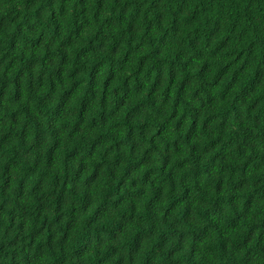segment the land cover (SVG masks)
<instances>
[{
	"label": "trees",
	"instance_id": "trees-1",
	"mask_svg": "<svg viewBox=\"0 0 264 264\" xmlns=\"http://www.w3.org/2000/svg\"><path fill=\"white\" fill-rule=\"evenodd\" d=\"M54 5L60 15L52 12ZM261 28L264 0H0V264H30L25 244L34 249V255L43 245L48 258L61 264L62 252H54L53 247L65 235L71 238L67 245L72 253L86 242L89 245V254L83 262L77 257V264H119L113 242L126 245L130 253L136 250L138 264H190V242L209 223V208L218 209L216 219L227 236L214 228L204 243L214 241L225 264H264V171L246 176L241 165L233 177L231 170L236 166L232 165L222 187L218 175L214 177L199 165L204 182L213 190L202 192L195 178L191 181L195 196L206 201V206L196 207L193 213L202 223L194 224L188 215L189 200L182 199L186 189L181 186L173 195L166 174L167 199L153 205L157 196L153 190L137 210L132 200H121L123 188L114 198L118 205L108 198L120 181L107 183L105 176L111 175L107 168L97 177L103 189L97 186L90 192L71 191L65 184L79 169L69 173L66 168L58 171L60 165L49 167L54 149L67 159L77 145L85 143L69 131L71 147L58 145L53 122L68 123L58 115L66 96L69 101L79 97L70 127L79 122L97 66L101 112L106 91L111 93L110 108L114 109L121 100L115 88L119 86L121 93L132 88L124 102L125 112L120 114L129 127L125 113L137 104L155 107V94L170 102L169 119L178 126L177 137H182L185 148L191 147L193 126L210 144L216 139L223 144L235 136L231 129L237 121L230 117L238 99L247 114L264 118ZM185 93L200 99L199 119L191 105L181 100ZM50 94L58 97L55 107ZM36 113L44 114L46 121ZM185 116L191 119L181 130ZM209 119L215 138L200 123ZM257 133H264V127L257 126ZM216 159L218 165L223 164V157ZM121 171L126 174L127 170ZM95 173L93 166L81 176ZM245 179L251 182L250 191L237 187ZM253 192L257 199L250 204ZM233 196L238 198L235 203ZM62 198L75 201V207L62 203ZM105 203L115 210L114 215L104 210ZM53 228L60 239L53 237ZM185 230L188 248L180 243ZM105 238L109 243H104ZM173 248L175 253L169 255ZM128 264H132L131 256Z\"/></svg>",
	"mask_w": 264,
	"mask_h": 264
},
{
	"label": "clouds",
	"instance_id": "clouds-1",
	"mask_svg": "<svg viewBox=\"0 0 264 264\" xmlns=\"http://www.w3.org/2000/svg\"><path fill=\"white\" fill-rule=\"evenodd\" d=\"M52 12L56 15L61 14L55 5L52 8ZM92 22L94 23V21ZM258 32L261 33V37L264 39V28L258 29ZM65 55L67 57L68 53L66 52ZM83 56L84 54L81 53L82 58ZM82 70L80 69V71ZM99 72L100 66H97L93 71L91 95L84 99L83 110L79 114V122L76 123L75 127L71 128L70 123L76 114L73 110V105L78 103L79 97H72V100L69 101L66 96L64 102L59 105L58 115L68 123L61 126L58 122H53L55 139L58 145L71 147V145L67 144L69 131L74 138L85 141L84 144L77 145L75 151L67 159H64L61 153L55 149L51 154L49 167L54 164L60 165L58 171L64 172L66 168L69 173L74 169H79L74 178L69 175L68 180L65 181L67 188L71 191L87 189L91 192L97 186L103 189L104 184L98 181L97 177L104 175L101 169L107 168L111 175L105 176V181L107 183L120 181L116 190L111 192L108 198L118 205L119 202L115 201L114 198L117 195H121L120 189L123 188L124 192L121 195V200H132V206L139 210L144 203L143 197L149 195L153 190L157 192V196L152 201L153 205H155L157 200L167 199L169 185L163 178L164 174H166L167 178L171 180L173 195L180 191L181 186L186 189L182 199L189 200V218L192 219L194 224H201L202 221L199 217L193 218V213L196 207L206 206V201L195 196L191 181L195 178L196 186L205 193L212 191L213 186L204 182V171L200 170L199 165L203 164L205 170L214 177L218 175L222 187L226 186L224 184V176L229 172V168L232 165L236 166L231 170L233 177L241 171V165H243V171L246 176H251L254 172L264 171V133H257V126L264 127V118L247 114L243 103L239 99L236 101V111L230 117L237 121L231 129L235 136L230 137L223 144H221L220 139H216L215 143L210 144L196 130L197 126H193V132L189 136L191 147L185 148L183 147L182 137H177L178 126L169 119L172 115L169 111L170 102L162 100L155 94L152 96V104L155 107L137 104L135 110L125 113L129 127H125L120 120V114L125 112L124 102L134 91L132 88L123 93H121L119 86L115 88V92L121 96V100L115 104L114 109L110 108L112 103L109 99L111 93L106 91L102 104L103 111L101 112V104L99 103L100 88L97 86L96 80ZM57 89H59V85H57ZM145 94L147 95V93ZM49 98L52 100L51 106L55 107L58 97L50 94ZM181 100L191 105L197 113V119H199V114L202 112L200 99L198 97L194 98L192 94L185 93L182 94ZM36 115L43 117L46 121L44 114L36 113ZM190 119V117L185 116L180 121L179 128L183 130L184 125ZM200 123L208 136L216 137L217 134L212 127L211 119ZM157 126L159 131L156 130ZM242 133L243 142H241ZM249 145L251 146V151L249 150ZM213 149H216L214 154H212ZM184 153H188V155H184ZM178 154H180L179 160H177ZM256 154L261 157L260 163H256ZM216 157H223V164L218 165ZM93 160H95V165L92 163ZM162 165L163 173L161 172ZM93 166L96 169L94 176H81V173L88 172ZM121 169H126V174L122 173ZM181 170H183L182 174ZM193 172L195 173L194 177ZM94 180H97L96 184H93ZM237 187H246L250 191L251 182L247 179L241 180ZM237 199V197L233 196V203ZM255 199H257V193L253 192L249 203L251 204L252 200ZM62 203L71 204L75 207L76 202L62 198ZM177 203H179V200H177ZM104 210L113 215L115 214V210L111 209L107 203L104 205ZM217 211L218 209H208L209 223L204 227V231L196 233L192 238L190 250L187 252L190 264H200L201 260L205 261L206 264H225L217 255L214 241L212 243H204L208 237L213 235L214 228L218 229L222 236H227L225 227L216 219ZM17 219H22V217H17ZM188 234V230L182 232L180 237L181 247H189ZM53 237L60 239L54 228ZM70 239V237L65 235L60 245L53 247L54 252H62L60 256L61 264H69V260H71L72 264H77V257H81L83 262V257L89 254L87 242L75 253L70 252L67 245V241ZM168 239H174V237H168ZM49 243H52V241H49ZM104 243H109L107 238L104 239ZM113 246L120 254L119 264H128L129 256H131L132 264H138L136 250L130 253L126 245L117 246L115 242H113ZM160 247L162 248V246ZM23 250L27 253L30 264H55L48 258L49 254L45 251L43 245H41L39 252L35 255L33 254L34 249L27 244L23 246ZM175 251L176 249L173 248L169 255L174 254ZM227 251V239H225V252ZM16 260L18 262L21 260L19 252L16 253Z\"/></svg>",
	"mask_w": 264,
	"mask_h": 264
}]
</instances>
